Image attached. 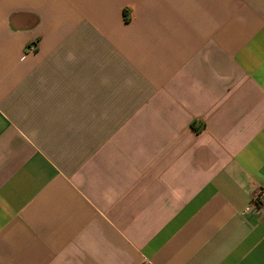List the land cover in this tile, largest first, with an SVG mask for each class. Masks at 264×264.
Here are the masks:
<instances>
[{"label": "crops", "instance_id": "crops-1", "mask_svg": "<svg viewBox=\"0 0 264 264\" xmlns=\"http://www.w3.org/2000/svg\"><path fill=\"white\" fill-rule=\"evenodd\" d=\"M262 188L264 0H0V264H264Z\"/></svg>", "mask_w": 264, "mask_h": 264}, {"label": "built area", "instance_id": "built-area-1", "mask_svg": "<svg viewBox=\"0 0 264 264\" xmlns=\"http://www.w3.org/2000/svg\"><path fill=\"white\" fill-rule=\"evenodd\" d=\"M29 50H34V47ZM250 204L256 208H264V188L259 189L252 195Z\"/></svg>", "mask_w": 264, "mask_h": 264}, {"label": "trees", "instance_id": "trees-1", "mask_svg": "<svg viewBox=\"0 0 264 264\" xmlns=\"http://www.w3.org/2000/svg\"><path fill=\"white\" fill-rule=\"evenodd\" d=\"M193 127V126H192Z\"/></svg>", "mask_w": 264, "mask_h": 264}]
</instances>
